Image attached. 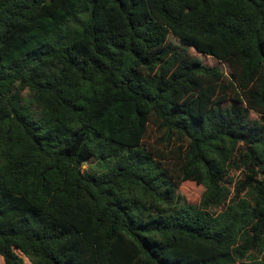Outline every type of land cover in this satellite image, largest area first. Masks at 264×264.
Here are the masks:
<instances>
[{
	"label": "trees",
	"instance_id": "obj_1",
	"mask_svg": "<svg viewBox=\"0 0 264 264\" xmlns=\"http://www.w3.org/2000/svg\"><path fill=\"white\" fill-rule=\"evenodd\" d=\"M0 257L264 264V0H0Z\"/></svg>",
	"mask_w": 264,
	"mask_h": 264
},
{
	"label": "rangeland",
	"instance_id": "obj_2",
	"mask_svg": "<svg viewBox=\"0 0 264 264\" xmlns=\"http://www.w3.org/2000/svg\"><path fill=\"white\" fill-rule=\"evenodd\" d=\"M191 53L195 57L201 59L205 65L211 66V67L212 66L219 67L224 71V73L226 75L231 74V70L226 64L221 63V62L213 59L212 57L199 54L194 49H191ZM23 96L27 97L28 96L27 92H24ZM252 117H254V116H252ZM89 164L94 166L97 163L94 159H91V160H89V163L87 165H89ZM229 177H230V182H231L230 188H232L233 190L235 188V185L243 178L242 172L236 171V170L231 171L229 174ZM203 192H204V187L202 185L198 184L189 175L188 177H186L183 180V182L179 186L177 194L181 197L182 201H184L188 204L194 205V204H198L200 202L202 195H203ZM3 263H4L3 258L0 257V264H3Z\"/></svg>",
	"mask_w": 264,
	"mask_h": 264
}]
</instances>
